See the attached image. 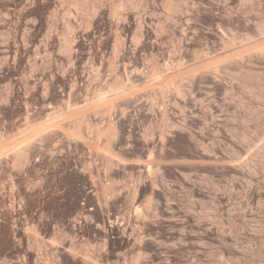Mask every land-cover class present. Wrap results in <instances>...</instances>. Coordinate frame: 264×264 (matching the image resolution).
<instances>
[{"label":"rangeland","instance_id":"rangeland-1","mask_svg":"<svg viewBox=\"0 0 264 264\" xmlns=\"http://www.w3.org/2000/svg\"><path fill=\"white\" fill-rule=\"evenodd\" d=\"M263 21L264 0H0V264H264Z\"/></svg>","mask_w":264,"mask_h":264},{"label":"bare ground","instance_id":"bare-ground-1","mask_svg":"<svg viewBox=\"0 0 264 264\" xmlns=\"http://www.w3.org/2000/svg\"><path fill=\"white\" fill-rule=\"evenodd\" d=\"M225 1H226V0H225ZM228 1H229V0H228ZM255 2H256V1H255ZM256 3H257V2H256ZM225 4H226V3H225ZM228 4H229V3H228ZM228 4H227V5H228ZM230 4H231V3H230ZM258 4H259V3H258ZM256 5H257V4H256ZM229 6H230V5H229ZM259 6H260V5H259ZM259 6H258V7H259ZM226 8L228 9V7H226ZM118 9H120V8H117V10H118ZM252 9H253V8H252ZM258 10H260V9H258ZM252 11H253V10H252ZM113 12H114V11H113ZM116 12H118V11H116ZM230 14H231V13H230ZM254 15H255V14H254ZM230 16H231V15H230ZM236 17H239V16H236ZM230 18H231V17H230ZM247 20H248V19H247ZM245 22H246V21H245ZM258 23H260V22H258ZM263 23H264V21H263ZM263 23H261L260 25H258L260 28H262V31L264 30V27H263L264 24H263ZM247 25H248V24H247ZM256 27H257V26H256ZM260 28H259V29H260ZM258 31L260 32V30H257V32H258ZM262 31L259 33L260 35H261ZM145 33H146V32H145ZM148 34H149V33H148ZM262 34H264V32H263ZM146 35H147V33H146ZM261 36H263V35H261ZM148 38H149V36H148ZM143 41H145V40H143ZM141 42H142V41H141ZM145 42H147V41H145ZM143 43H144V42H143ZM263 43H264V42H263ZM148 44H149V43H148ZM116 45H117V44H116ZM262 45H264V44H262ZM118 46H119V45H118ZM143 46L145 47V45H143ZM147 46H148L147 48H150V49H153V50H154V48L156 47V46L154 47V45H147ZM116 47H117V46H116ZM144 47H143V48H144ZM260 47H261V46H260ZM261 48H262V47H261ZM263 48H264V47H263ZM263 48H262V50H263ZM145 49H146V47H145ZM150 49H149V50H150ZM262 50H261V51H262ZM117 51H118V49H117ZM263 51H264V50H263ZM115 54H116V53H115ZM182 55H183L184 57H186L185 54H182ZM263 55H264V52H263ZM216 67H217V66H216ZM217 68H218V67H217ZM200 71H201V70H200ZM201 72L204 73L205 71H201ZM203 73H202V74H203ZM213 79L216 80L215 78H213ZM209 81H211V82H209ZM209 81H208V82L214 86V88H215L214 90H218V91H219V90H224V91H225V89H227V90L229 89V88H226L225 86H222V84H217L219 81H217V83L212 82V80H209ZM219 83H220V82H219ZM210 84H209V85H210ZM212 85H210V86H212ZM256 85H257V87H260V86H258V85H260V84H256ZM262 85H263V84H262ZM213 86H212V87H213ZM223 87H224V88H223ZM227 87H228V86H227ZM263 88H264V87H263ZM231 89H232V88H231ZM255 89H256V88H255ZM257 89L260 90V91L258 90L257 92H261V90H262V91L264 90V89H260V88H257ZM227 90H226V91H227ZM234 90H235V88H234ZM234 90H232V91H234ZM177 91L181 93V89L177 88ZM178 92H177V93H178ZM219 92H220V91H219ZM222 92H223V91H222ZM255 92H256V91H255ZM263 92H264V91H263ZM182 93H184L183 90H182ZM153 94H154V93H153ZM186 94H187V92H186ZM257 94H258V93H257ZM257 94L255 93L254 96L256 97ZM195 95H196V94H195ZM259 96H262V94H261V95L259 94ZM259 96H258L257 98H259ZM263 96H264V95H263ZM161 98H163V97H161ZM257 98H256V99H257ZM261 98H263V97H261ZM261 98H260V99H261ZM263 99H264V98H263ZM258 100H259V99H258ZM138 103H139V102H138ZM138 103H137V104H138ZM142 103H143V102H142ZM136 106H137V105H136ZM147 107H148V106H147ZM139 108L142 109V111H140L141 114H142L143 112H145V109H144V108H145V105H144V103H143V104H140V103H139ZM149 108H150V110L152 109L150 106H149ZM149 108H148V109H149ZM215 108H216V107H215ZM228 108H230V107H228ZM135 109H136V108H135ZM141 109H140V110H141ZM216 109H217V108H216ZM146 110H147V109H146ZM151 111H152V110H151ZM135 112L137 113V111H135ZM138 114H139V110H138ZM141 114H140V115H141ZM147 114H149V113L146 112L145 115L147 116ZM141 116H142V115H141ZM163 116L166 118V120L168 119V121H170L169 118H168V116H167V114H165V112H164ZM145 119H146V118H145ZM168 121H167V123H168ZM170 123H171V125H172L173 122H170ZM170 123H168V124L170 125ZM173 124H174V123H173ZM169 125H167L168 128H169V127L172 128V129H175V128H176V129H175L176 131H178V130H179L178 128H180V127L177 128L176 125H174L175 127H174V126H171V125L169 126ZM242 128H243V126H242ZM172 129H171V131H172ZM234 129H235V128H234ZM238 129H239V128H238ZM133 130H135V129H132V132H133ZM180 130H182V129H180ZM180 130H179V131H180ZM183 130L185 131V128H183ZM217 130H218V129H217ZM176 131L174 132V133L176 134L175 137H178L179 140H180V142L183 141V142L186 144V146H187V145L191 146V145H190V142H194V144L191 143V144L194 146L195 143H196V144L199 143V138H201V137L203 138V137H204V135H202V134H204V133H202L201 135H200V134H199V135H197V134H196V135H195V134H190V137H188L190 132H189V133L187 132V133H188V136H187L188 139H187L186 136H184V137H183V135L181 136V134L184 133L183 131H182L181 134H179V133H180L179 131H178L179 133L176 132ZM203 131L205 132V130H203ZM225 131H226V130H225ZM132 132H130V133L132 134ZM217 132H218V131H217ZM134 133H135V132H134ZM171 133H173V131H172ZM187 133L185 132L184 135H186ZM196 133H197V132H196ZM200 133H201V131H200ZM230 133H232V136H233V133H235V130H234V132H233V131H232V132L230 131ZM144 134H145V133H144ZM144 134H143V135H144ZM175 134H174V135H175ZM216 134H220V133L218 132V133H216ZM227 134H228V133H227ZM238 134H239V133H238ZM134 135H135V134H134ZM213 135H214V134H213ZM128 136H129V135H128ZM128 136H127V139H130ZM215 136H216V135H215ZM142 137H143V136H142ZM142 137H141L140 140H143V141L141 142V143H144L143 146L145 145L146 147H149V146H151V145H150L151 142H152V145H153L154 142H153L150 138H149L150 140L148 139V140L146 141V137H147V135L143 137L144 139H142ZM173 137H174V136H173ZM234 137H236V133H235V136H234ZM234 137H233V138H234ZM237 137H238V136H237ZM237 137H236V138H237ZM132 138H133V137L131 136V139H132ZM136 138H137V135H136ZM189 138H190V139H189ZM202 138H201V139H202ZM217 138H218V137H217ZM217 138H215V139H217ZM220 138H221V136H220ZM230 138H231V137H230ZM152 139H153V138H152ZM174 139H175V138H174ZM201 139H200V140H201ZM213 139H214V138H213ZM213 139H211L212 142H213V143L211 142L212 145H213V146H211V147L213 148L212 150L214 151L215 148H216L215 146H217V145L215 144L217 141H213ZM215 139H214V140H215ZM138 140H139V139H138ZM166 140H167V139H166ZM190 140H191V141H190ZM149 141H150V144H149ZM169 141H171L170 138H169ZM202 141H203V139H202ZM226 141H227V140H226ZM214 142H215V143H214ZM228 142H229V141H228ZM228 142H227V143H228ZM230 142H231V141H230ZM233 142H234V141H233ZM163 143H167V142L164 141ZM184 143H183V144H184ZM217 143H219V142H217ZM231 143H232V142H231ZM232 144H233V143H232ZM234 144H236V143H234ZM234 144H233V146L235 147ZM154 145H155V144H154ZM154 145H153L152 147H154ZM198 145H200V143H199ZM202 145H203V144H202ZM202 145H200V146L202 147ZM143 146H142V147H143ZM145 146H144V147H145ZM195 146H196V145H195ZM200 146H199V147H200ZM236 146H237V145H236ZM191 147H192V146H191ZM237 147H238V146H237ZM237 147H236V149H240L239 147H238V148H237ZM193 148H194V147H193ZM195 148H196V147H195ZM217 148H218V147H217ZM217 148H216V149H217ZM229 148H230V147H229ZM231 148H232V147H231ZM231 148H230V149H231ZM144 149H145V148H144ZM188 149H189V147H188ZM232 150H234V149H232ZM210 151H211V150H210ZM235 151H236V150H234V152H235ZM237 151H238V150H237ZM214 152H215V151H214ZM263 152H264V148H263ZM212 153H213V152H212ZM232 153H233V152H232ZM238 153H240V152L238 151ZM234 154H235V153H234ZM240 154H241V153H240ZM238 155H239V154H238ZM238 155H237V156H238ZM228 156H229V155H228ZM231 156H232V155H231ZM231 156H230V157H231ZM232 157H233L234 160H233V159H231V160H233V161L235 162V161H236L235 159H237V157H236V156L234 157V155H233ZM232 157H231V158H232ZM224 158H225V157H224ZM224 158H222V159L224 160V162H222L221 164L223 165L222 168H223V172H224L225 174H227V175H231V176L235 179V178L238 177V176L240 177V175L242 174V170H243L244 172H246L245 169H243V168H241V170H239L240 168H239V169L236 168V167H237V164H236V166H231V167H229L231 164L229 165L228 163H229L231 160L228 159L229 157H228V158L226 157V159H224ZM227 159H228L229 161H228ZM238 159H239V158H238ZM223 160H221V161H223ZM225 160H227V161L225 162ZM217 161H218V160H217ZM227 162H228V163H227ZM236 162H237V161H236ZM228 165H229V166H228ZM238 167H239V165H238ZM250 167H252V166H250ZM244 168H247V169H246V170H247V173H248V171H250V172H249L250 175H249L248 178H249L251 181H253V180H254V178H253L254 175H253V174H257V173H255L256 170H254V167H253V168H250V169H249V167H244ZM255 169H256V168H255ZM162 170H164V169H162ZM209 171H210V169H209ZM163 172H164V171H162V174H163ZM210 172L212 173V176H213V177L216 176L217 173H218V171H217L216 168H213ZM243 174H244V173H243ZM252 175H253V176H252ZM244 176H245V175H244ZM244 176H243V177H244ZM140 177H141V175H140ZM229 177H230V176H229ZM232 177H231V179H232ZM241 177H242V176H241ZM246 177H247V175H246ZM254 177H255V176H254ZM161 179H163V178H160V182H161ZM234 179H233V180H234ZM235 181H236V180H235ZM251 184H252V183H251ZM212 185H213V184H212ZM231 185H232V184H231ZM231 185H230V186H231ZM215 186L217 187V191H218L219 189H221V188H219V185H218V184H215V182H214V187H215ZM216 187H215V188H216ZM232 187H234V186H232ZM258 187H259V186H258ZM230 188H231V187H230ZM234 188H235V187H234ZM234 188H233V190H234ZM251 189H252V188H251ZM220 191H221V190H220ZM247 191H248V190H247ZM251 191H252V190H250V189H249V191H248V193H249V196H248L249 198H248V200H250V201L253 200L255 197L259 196L258 194H255L253 191H252V192H251ZM137 192H138V191H137ZM193 192H194V191H193ZM193 194H194V193H193ZM157 197L160 199V196H159V195H157ZM222 197H225V195H224V196H221V195H219V193H216V194L214 195V197H213V201H212L213 203H212V205H213L214 214H218L217 217L220 216L219 213H221V212L223 211ZM136 198H137V197H136ZM228 200H229V199H228ZM229 202H230V201H229ZM227 206H228V205H227ZM241 207H242V206H241ZM241 209H242V208H241ZM259 209H260V208H259ZM213 210H212V211H213ZM210 211H211V210H210ZM228 212H229V211H228ZM230 212H231V211H230ZM212 214H213V213H212ZM135 216H136V215H135ZM228 216H229V214H228ZM138 217H139V216H138ZM142 217H143V216H142ZM209 217H210V216H209ZM230 217H231V216H230ZM230 217H229V218H230ZM232 217H234V216L232 215ZM210 218H211V217H210ZM227 218H228V217H227ZM229 218H228V219H229ZM139 219H140V218H139ZM139 219H138V221H139ZM212 219H213V218H212ZM237 219H238V218H237ZM229 220H230V219H229ZM231 220H233V218H232ZM233 222H234V221H233ZM140 223H141V221H140ZM230 225H232V224H230ZM219 226H220V225H219ZM232 226H233V225H232ZM237 226H238V225H237ZM237 226H236V228H237ZM217 227H218V226H217ZM222 228H223V227H222ZM225 228H226V227H225ZM228 228H229V227H228ZM228 228H227V229H228ZM231 228H232V227H231ZM233 228H234V227H233ZM220 229H221V228H220ZM222 230H223V229H222ZM216 231H217V230H216ZM224 231H225V230H224ZM229 231H230V229H229ZM221 232H222V231H221ZM231 232H232V230H231ZM221 234H222V233H221ZM225 234H226V233H225ZM230 234H231V233H230ZM221 237H222V235H221ZM221 237H220V238H221ZM123 243H124L125 245H128V244H129V241H128V240H124ZM223 255H224V254H223ZM223 255H222V256H223Z\"/></svg>","mask_w":264,"mask_h":264}]
</instances>
